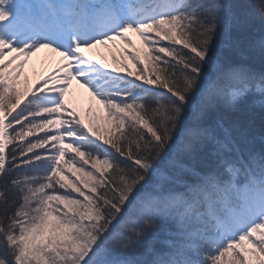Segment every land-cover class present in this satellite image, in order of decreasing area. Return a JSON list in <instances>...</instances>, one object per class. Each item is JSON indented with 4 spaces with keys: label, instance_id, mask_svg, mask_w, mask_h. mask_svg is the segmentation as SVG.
I'll use <instances>...</instances> for the list:
<instances>
[{
    "label": "snow or ice",
    "instance_id": "1",
    "mask_svg": "<svg viewBox=\"0 0 264 264\" xmlns=\"http://www.w3.org/2000/svg\"><path fill=\"white\" fill-rule=\"evenodd\" d=\"M42 50L59 62L29 84ZM249 96L264 0H0V264H264Z\"/></svg>",
    "mask_w": 264,
    "mask_h": 264
},
{
    "label": "rangeland",
    "instance_id": "2",
    "mask_svg": "<svg viewBox=\"0 0 264 264\" xmlns=\"http://www.w3.org/2000/svg\"><path fill=\"white\" fill-rule=\"evenodd\" d=\"M133 39L135 41L138 40L136 37H133ZM111 46L112 45L99 46L96 49L90 50L89 53L90 54H93V55H99V56H101ZM118 46H120V45L117 43V45L115 47H118ZM114 50H118V53H119V49H114ZM45 52L46 51H43L42 50L41 52L36 53L35 54L36 55L35 57L36 58L38 57V59H39V54H44ZM31 58H33V57H31ZM104 59H106V57H104ZM37 64H38V67H37ZM37 64H35V66L38 68L37 69V72L39 71L40 77H42V71H43L42 68H43L44 64L40 63V61L39 62L37 61ZM40 64H42V65H40ZM55 65L56 64L52 65L50 67V69L48 70V72L53 67H55ZM27 68L28 67L26 66V69ZM48 72L44 73V75L47 74ZM29 74L31 76H33V75H35V72L34 71H31ZM36 76H37L36 80L39 79L38 75H36ZM68 95H70L72 97V101H74V103L78 105V107L80 108L81 111L87 112V110L89 108L92 109L91 113H88V114L92 117L91 120H93V122H99L98 120H94L93 115L96 118H98V119H101L103 117V109L94 100L91 99V97L89 96L88 92L85 91V89L82 88L80 86V84H78L76 81H72V83L69 85ZM97 110H99V112ZM102 126H104V125L102 124Z\"/></svg>",
    "mask_w": 264,
    "mask_h": 264
},
{
    "label": "trees",
    "instance_id": "3",
    "mask_svg": "<svg viewBox=\"0 0 264 264\" xmlns=\"http://www.w3.org/2000/svg\"><path fill=\"white\" fill-rule=\"evenodd\" d=\"M241 2H246V0H241ZM255 35H259V31H257L255 33ZM222 42L221 41H217V45L219 46ZM221 51H226V49H220ZM244 62H248V63H253L254 66L259 69L261 67V65L258 62H253L251 60L249 61H244ZM254 98L249 96L246 99H244L243 101H241L240 103V107L245 109V110H249L253 113H255V127H256V132L257 134H259V132L261 131V127H262V117H264V109H262L258 104H254L253 103ZM157 247L159 248L160 245H157Z\"/></svg>",
    "mask_w": 264,
    "mask_h": 264
},
{
    "label": "bare ground",
    "instance_id": "4",
    "mask_svg": "<svg viewBox=\"0 0 264 264\" xmlns=\"http://www.w3.org/2000/svg\"><path fill=\"white\" fill-rule=\"evenodd\" d=\"M49 69H50V68L44 67V68H43V71L46 72V71H48Z\"/></svg>",
    "mask_w": 264,
    "mask_h": 264
}]
</instances>
